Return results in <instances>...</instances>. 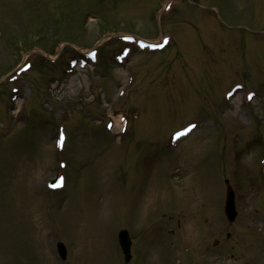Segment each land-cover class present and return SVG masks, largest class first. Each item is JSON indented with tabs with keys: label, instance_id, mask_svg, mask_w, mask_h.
Segmentation results:
<instances>
[{
	"label": "rangeland",
	"instance_id": "374dc122",
	"mask_svg": "<svg viewBox=\"0 0 264 264\" xmlns=\"http://www.w3.org/2000/svg\"><path fill=\"white\" fill-rule=\"evenodd\" d=\"M165 1L0 0V264H264V0ZM92 46L95 63L69 67ZM57 173L66 187L49 193Z\"/></svg>",
	"mask_w": 264,
	"mask_h": 264
},
{
	"label": "water",
	"instance_id": "95a60500",
	"mask_svg": "<svg viewBox=\"0 0 264 264\" xmlns=\"http://www.w3.org/2000/svg\"><path fill=\"white\" fill-rule=\"evenodd\" d=\"M233 199H232V192L230 190V187L227 185V192H226V205H225V211L228 216H232L234 213V208H233ZM119 240L122 245V248L125 252L128 251V239L125 231H120L119 232ZM64 253H62L63 255ZM128 257V256H127Z\"/></svg>",
	"mask_w": 264,
	"mask_h": 264
},
{
	"label": "snow or ice",
	"instance_id": "6c2138e0",
	"mask_svg": "<svg viewBox=\"0 0 264 264\" xmlns=\"http://www.w3.org/2000/svg\"><path fill=\"white\" fill-rule=\"evenodd\" d=\"M164 43L166 44L167 43V39H165ZM155 47H163V44H159V45H155ZM249 99H251V95L249 96ZM109 127H111V125H109ZM194 127V126H193ZM190 130V129H189ZM183 133L181 134H178V135H182ZM63 141H64V136H63V133H61V137H60V140L57 142L58 143V146H62L63 145ZM63 183H64V180L63 178H59L57 180V182L53 185H50V187H53V188H59V187H62L63 186Z\"/></svg>",
	"mask_w": 264,
	"mask_h": 264
},
{
	"label": "bare ground",
	"instance_id": "6f19581e",
	"mask_svg": "<svg viewBox=\"0 0 264 264\" xmlns=\"http://www.w3.org/2000/svg\"><path fill=\"white\" fill-rule=\"evenodd\" d=\"M188 186V185H187Z\"/></svg>",
	"mask_w": 264,
	"mask_h": 264
}]
</instances>
